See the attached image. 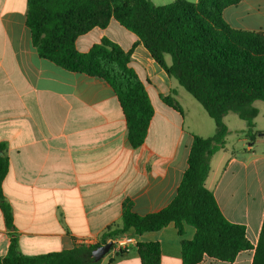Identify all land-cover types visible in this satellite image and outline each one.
Returning <instances> with one entry per match:
<instances>
[{
    "label": "crops",
    "instance_id": "1",
    "mask_svg": "<svg viewBox=\"0 0 264 264\" xmlns=\"http://www.w3.org/2000/svg\"><path fill=\"white\" fill-rule=\"evenodd\" d=\"M27 2L0 0V143L7 144L10 162L3 189L14 213L13 233L21 252L35 256L75 250L87 240L98 243L107 227L122 224L126 199L141 216L168 206L188 168L194 135L211 137L216 124L168 77L138 37L112 20L107 28L81 36L76 47L85 53L108 38L133 51L130 67L155 109L144 145L133 149L120 102L106 81L67 71L39 56L25 23ZM223 17L233 29L264 32V0H243L227 7ZM166 59L170 64L171 58ZM172 95L183 114L163 102ZM261 113L259 109L253 144L245 134L246 122L229 117L233 113L225 117L226 146L212 158L206 178L224 216L246 227L253 249L231 263L205 257L199 264H253L264 221ZM183 229L180 236L170 224L136 239L159 243L161 264H183L181 242L195 234L191 226ZM9 233L0 209V257L8 252ZM100 264L142 263L131 251L111 263L104 257Z\"/></svg>",
    "mask_w": 264,
    "mask_h": 264
},
{
    "label": "trees",
    "instance_id": "2",
    "mask_svg": "<svg viewBox=\"0 0 264 264\" xmlns=\"http://www.w3.org/2000/svg\"><path fill=\"white\" fill-rule=\"evenodd\" d=\"M243 0H174L156 5L152 0H28L27 26L39 56L63 69L106 81L114 90L128 126L133 149L141 148L155 115L146 87L130 67L131 50L103 38L80 52L77 40L95 28H107L112 20L135 34L155 62L178 81L216 124L211 137L194 135L186 169L173 201L148 215L133 212V203H123L122 224L109 226L95 245L75 250L28 256L21 252L13 231L14 213L4 195L3 183L9 172L7 144L0 143V209L10 231V245L0 264H100L94 250L120 236L139 237L174 224L178 234L185 226L195 229L192 240H182L183 264H199L205 257L234 262L243 251L252 250L244 225L230 222L215 195L206 186L211 160L226 146L229 129L225 117L236 114L247 124L246 136L253 144L259 132L255 119L264 105V32L231 28L224 10ZM171 58V63L166 57ZM163 102L179 113L183 109L172 96ZM255 248L253 264H264V221ZM134 252L142 264H161V246L141 242Z\"/></svg>",
    "mask_w": 264,
    "mask_h": 264
},
{
    "label": "built area",
    "instance_id": "3",
    "mask_svg": "<svg viewBox=\"0 0 264 264\" xmlns=\"http://www.w3.org/2000/svg\"><path fill=\"white\" fill-rule=\"evenodd\" d=\"M112 247L105 258L109 260L113 259L119 252H128L131 249L135 248L138 245V241L134 236H120L110 240ZM84 245H95L96 242L84 241Z\"/></svg>",
    "mask_w": 264,
    "mask_h": 264
},
{
    "label": "water",
    "instance_id": "4",
    "mask_svg": "<svg viewBox=\"0 0 264 264\" xmlns=\"http://www.w3.org/2000/svg\"><path fill=\"white\" fill-rule=\"evenodd\" d=\"M112 247L111 242H108L105 245L100 246L96 250L93 251L92 257L94 258L95 262H99L108 254Z\"/></svg>",
    "mask_w": 264,
    "mask_h": 264
},
{
    "label": "rangeland",
    "instance_id": "5",
    "mask_svg": "<svg viewBox=\"0 0 264 264\" xmlns=\"http://www.w3.org/2000/svg\"><path fill=\"white\" fill-rule=\"evenodd\" d=\"M185 93L189 96V97H191L186 91H185ZM191 99L193 100V101H195L192 97H191ZM255 105H257L258 106V108L261 110V118H260V120H259V122H258V126H259V128H262V129H264V105H263V103H261V102H258V103H256ZM202 107V106H201ZM203 108V107H202ZM229 117H233L236 121H238L239 123H244L242 120H240L239 118H238V116L236 115V114H230V116ZM230 124H231V126H232V128H235L234 126V124H233V122L231 123L230 122Z\"/></svg>",
    "mask_w": 264,
    "mask_h": 264
}]
</instances>
